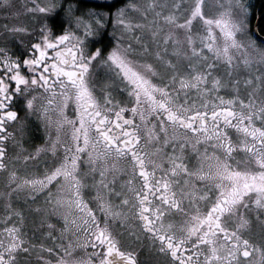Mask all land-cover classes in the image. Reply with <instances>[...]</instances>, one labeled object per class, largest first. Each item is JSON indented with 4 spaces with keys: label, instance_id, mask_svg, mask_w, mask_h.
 <instances>
[{
    "label": "snow or ice",
    "instance_id": "snow-or-ice-1",
    "mask_svg": "<svg viewBox=\"0 0 264 264\" xmlns=\"http://www.w3.org/2000/svg\"><path fill=\"white\" fill-rule=\"evenodd\" d=\"M15 7L0 0L5 18ZM25 11L0 25V264L33 252L37 264H264V11L251 0ZM33 127L45 143L29 151ZM41 197L29 236L13 200Z\"/></svg>",
    "mask_w": 264,
    "mask_h": 264
},
{
    "label": "rangeland",
    "instance_id": "rangeland-1",
    "mask_svg": "<svg viewBox=\"0 0 264 264\" xmlns=\"http://www.w3.org/2000/svg\"><path fill=\"white\" fill-rule=\"evenodd\" d=\"M254 0H251V3H253ZM14 4L16 5L14 11H18L20 13L19 17H14L9 15L7 18L4 17V15L2 13H0V25H3L5 23L8 24H13V23H22V22H26L28 17H29V13H27L25 11V6L28 3V0H13ZM213 0H209V3H212ZM45 143V138H44V134L42 131H36L35 128L33 127L32 131L30 133H26L25 135V142H24V148L28 149L29 151H32L35 149V147L42 145ZM3 211V200L0 199V212ZM25 213L27 214V226H26V231L28 232L29 236L31 235V231L33 230L34 225H39L41 223V221H30V219H35V215L31 214L30 211L25 210ZM38 216L42 217L43 214L42 213H38ZM53 224L56 225L57 229H59L58 225L55 223V221H51ZM34 243L39 244L40 240H36L34 239ZM50 244V242H49ZM134 247H139V245H135ZM138 256L140 259H144L145 255L144 253H138ZM38 261V254L36 252H33L31 254V264H37Z\"/></svg>",
    "mask_w": 264,
    "mask_h": 264
},
{
    "label": "flooded vegetation",
    "instance_id": "flooded-vegetation-1",
    "mask_svg": "<svg viewBox=\"0 0 264 264\" xmlns=\"http://www.w3.org/2000/svg\"><path fill=\"white\" fill-rule=\"evenodd\" d=\"M22 115H23V113H22ZM13 205H14V207H17V208H23V209H25V210L30 211L31 214H34V215H35V219H30V218H29L30 221H41V218H42V217L38 216V213H39V214H40V213L43 214V212H42V211H41V212H36L35 209H36L37 207H42V206H43V197H41L40 200L36 201L35 203H32V204H31V208H29L27 205H25L22 199H20V200H16V199H14V200H13ZM52 221H55V223L58 225V227L61 226L60 223H57V220H56V219H52ZM45 228H46V225H45ZM34 242H35V241L33 240V243H34ZM144 255L146 256V253H144ZM28 259L31 261V256L28 257Z\"/></svg>",
    "mask_w": 264,
    "mask_h": 264
},
{
    "label": "trees",
    "instance_id": "trees-1",
    "mask_svg": "<svg viewBox=\"0 0 264 264\" xmlns=\"http://www.w3.org/2000/svg\"><path fill=\"white\" fill-rule=\"evenodd\" d=\"M252 4L254 6V10L259 9L260 11H264V7H262V5H264V0H254Z\"/></svg>",
    "mask_w": 264,
    "mask_h": 264
}]
</instances>
